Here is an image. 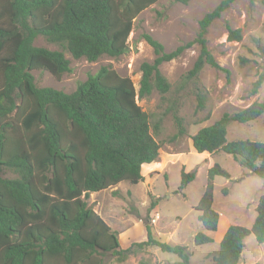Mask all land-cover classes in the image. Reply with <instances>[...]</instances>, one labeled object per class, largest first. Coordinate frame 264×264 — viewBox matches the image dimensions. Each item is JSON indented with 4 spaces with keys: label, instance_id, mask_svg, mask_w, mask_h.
<instances>
[{
    "label": "trees",
    "instance_id": "obj_1",
    "mask_svg": "<svg viewBox=\"0 0 264 264\" xmlns=\"http://www.w3.org/2000/svg\"><path fill=\"white\" fill-rule=\"evenodd\" d=\"M157 1L0 0V264H99L94 261L97 255L111 252L123 257L147 246L176 254V264H194L186 245L154 238L149 225L144 240L122 248L118 233L85 198L120 182L137 184L143 178L141 168L157 160L160 144L136 96L144 97L153 89L169 91L170 84L159 70L161 63L196 43L199 53L186 78L197 79L205 64L229 77V70L220 66L208 49L205 35L212 21L234 0H220L199 19L195 37L170 51L145 33L155 57L140 65L137 90L129 77L108 65L88 75L71 92L37 86L32 74L35 69L55 76L69 72L64 50L75 59L88 61L124 54L134 19ZM189 1L175 0L181 4ZM226 28L229 40L241 38L240 29L229 23ZM37 36L60 49L35 46ZM262 82L260 74L251 93H256ZM196 98L197 109H202L205 96L201 90ZM261 115L264 99L225 112L191 136L192 146L198 153H228L264 180V141L226 139L229 122L246 123ZM175 118L177 132L171 140L185 133L182 119ZM157 129L155 124L153 131ZM4 169L15 176H2ZM206 173L195 209L200 212L203 230L214 232L219 213L213 208V179L217 175L229 179L230 174L216 162ZM194 178V170L182 168L179 189ZM222 192L227 194L228 189L223 187ZM155 204L152 200L151 207ZM255 210L249 228L238 224L227 227L217 251L211 254L213 264H238L244 238L250 233L257 243H264V195L259 196ZM206 232L197 231L193 243L213 242Z\"/></svg>",
    "mask_w": 264,
    "mask_h": 264
},
{
    "label": "rangeland",
    "instance_id": "obj_2",
    "mask_svg": "<svg viewBox=\"0 0 264 264\" xmlns=\"http://www.w3.org/2000/svg\"><path fill=\"white\" fill-rule=\"evenodd\" d=\"M219 1L190 0L181 4L175 0H158L134 19L124 54L117 57L102 55L95 61H88L75 59L64 50L70 61V71L55 76L35 69L32 70L34 83L71 92L88 75L108 65L121 76L129 77L137 90L140 65L152 62L155 57L144 34L152 35L162 43L165 51H170L195 37L199 19ZM226 23L233 29H240L239 40L227 38ZM205 37L208 49L219 65L229 70V77L226 72L205 64L197 79L186 78L199 53L196 43L178 57L161 63L159 70L170 84L169 91L160 93L153 89L144 97L136 96V103L148 114L153 137L160 144L157 160L141 168L143 178L137 184L120 182L108 189L89 193L85 198L87 204L118 233L122 248L144 240L145 226L149 225L154 238L186 245L194 264H213L211 254L219 245L214 239L201 245L193 243L197 231L206 232L198 220L200 212L195 205L203 192L208 167L216 162L230 174L229 179L221 175L213 179V208L221 217L217 225L219 232L224 230V224L249 228L256 216L257 200L264 195V180L250 173L232 155L219 150L203 156L191 150V136L200 128L212 124L225 112L233 113L255 100L264 99V0H234L219 18L212 21ZM33 44L50 50L60 49L42 36H37ZM260 74H263V82L253 94L252 83ZM200 90L205 102L202 109H197L196 92ZM175 116L182 119L185 133L171 140L177 132ZM155 124L158 125L157 131H153ZM226 139L264 141V115L246 123L229 122ZM182 168L194 170L195 178L181 190L178 186ZM2 176L14 177L15 174L4 169ZM223 187L228 189L227 194L222 192ZM115 190L118 193L114 195ZM152 200L156 201L153 207ZM177 260L176 254L155 246L135 249L123 257L106 252L94 258L99 264H176ZM238 264H264V243H257L251 233L244 238Z\"/></svg>",
    "mask_w": 264,
    "mask_h": 264
},
{
    "label": "crops",
    "instance_id": "obj_3",
    "mask_svg": "<svg viewBox=\"0 0 264 264\" xmlns=\"http://www.w3.org/2000/svg\"><path fill=\"white\" fill-rule=\"evenodd\" d=\"M191 150H192V151H195V149L193 148V146H192V149H191ZM195 152H196V151H195ZM205 154H206V152H203V153H202L203 156H204ZM176 157H178V156H176ZM181 157H182V156H181ZM209 157H210V156H209ZM143 167H147V166L145 165V166H143ZM219 218H221V217H220V214H219ZM222 218H223V217H222ZM223 219H225V218H223ZM224 226H225L224 230H222V231L219 232L218 227H217V230L214 231V234H213V233L211 234L214 240H216V241H218V242L221 240V238H222L224 232L226 231V229H227V227H228L226 224H224Z\"/></svg>",
    "mask_w": 264,
    "mask_h": 264
}]
</instances>
